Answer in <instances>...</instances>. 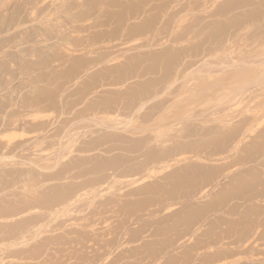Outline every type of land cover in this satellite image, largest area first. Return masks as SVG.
<instances>
[{"label": "rangeland", "instance_id": "374dc122", "mask_svg": "<svg viewBox=\"0 0 264 264\" xmlns=\"http://www.w3.org/2000/svg\"><path fill=\"white\" fill-rule=\"evenodd\" d=\"M262 68L264 0H0V264H264Z\"/></svg>", "mask_w": 264, "mask_h": 264}, {"label": "bare ground", "instance_id": "6f19581e", "mask_svg": "<svg viewBox=\"0 0 264 264\" xmlns=\"http://www.w3.org/2000/svg\"><path fill=\"white\" fill-rule=\"evenodd\" d=\"M263 69V68H262ZM264 70V69H263ZM235 74L237 73L236 71L234 72ZM185 82V81H184ZM215 85H216V83H214ZM182 88H185L186 87V85L185 84H183L182 86H181ZM152 113V112H151ZM151 113H146V114H144L143 116H142V118H148L149 116H151ZM161 119V118H160ZM159 119V120H160ZM174 119V118H173ZM172 119V120H173ZM164 120L165 121H169V119L168 118H164ZM175 121V120H174ZM174 121H169V122H174ZM147 129V126H145V125H143L141 128H140V131H145ZM152 139V137H145V140H151Z\"/></svg>", "mask_w": 264, "mask_h": 264}]
</instances>
